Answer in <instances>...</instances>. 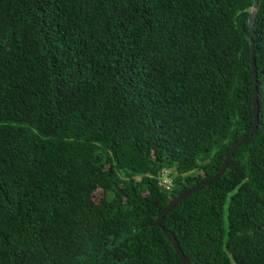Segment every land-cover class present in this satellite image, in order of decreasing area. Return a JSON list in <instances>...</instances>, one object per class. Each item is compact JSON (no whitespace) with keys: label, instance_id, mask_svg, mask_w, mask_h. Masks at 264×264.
<instances>
[{"label":"trees","instance_id":"16d2710c","mask_svg":"<svg viewBox=\"0 0 264 264\" xmlns=\"http://www.w3.org/2000/svg\"><path fill=\"white\" fill-rule=\"evenodd\" d=\"M0 0V264H264V0ZM161 169L172 187L158 184Z\"/></svg>","mask_w":264,"mask_h":264},{"label":"water","instance_id":"95a60500","mask_svg":"<svg viewBox=\"0 0 264 264\" xmlns=\"http://www.w3.org/2000/svg\"><path fill=\"white\" fill-rule=\"evenodd\" d=\"M256 7V0H253L252 5L250 6V12L248 15V19H247V26H248V40H249V44H250V66H251V71H252V76L254 79V83H253V96H252V116H253V123H252V127L251 129L247 132V134L241 136L237 141H235L232 146L229 148L228 152L226 153L225 157L223 158L218 170L216 171V173L212 176V178H218L219 175L222 173V171L224 170L225 166H226V162L229 159V157L231 156L233 150L242 142H244L254 131L256 123H257V101H256V75H255V67H254V63H253V59H252V53H253V46H252V42H251V27H252V22H253V16H254V10ZM211 179L205 180L203 182H201L200 184H197L195 186H190L188 188H186L185 190L181 191L180 193H178L176 196H173L171 199L168 200V202L158 211L154 221L152 222V225L154 227H159V229L162 231L163 235L167 238V240L171 243L175 253L177 254L179 261L181 264H192L191 262H189L185 256L183 255V253L181 252V250L179 249V246L177 244V241L175 239V237L173 236V234L165 229L162 225H161V219L163 217V215L178 201H180L182 198L186 197L188 194H190L191 192H193L195 189L201 187L202 185L207 184Z\"/></svg>","mask_w":264,"mask_h":264},{"label":"built area","instance_id":"2783aa9c","mask_svg":"<svg viewBox=\"0 0 264 264\" xmlns=\"http://www.w3.org/2000/svg\"><path fill=\"white\" fill-rule=\"evenodd\" d=\"M158 184L163 186L165 189H169L171 186V181L168 176V171L166 169H161L159 178H158Z\"/></svg>","mask_w":264,"mask_h":264},{"label":"clouds","instance_id":"9594fccd","mask_svg":"<svg viewBox=\"0 0 264 264\" xmlns=\"http://www.w3.org/2000/svg\"><path fill=\"white\" fill-rule=\"evenodd\" d=\"M169 178H170V181H171V186H170V188H171V187H172V180H171V177H169ZM170 188H169V189H170ZM169 189H168V190H169Z\"/></svg>","mask_w":264,"mask_h":264}]
</instances>
